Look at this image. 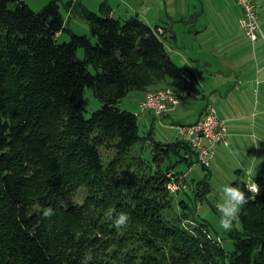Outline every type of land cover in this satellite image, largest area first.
Listing matches in <instances>:
<instances>
[{
  "label": "trees",
  "instance_id": "1",
  "mask_svg": "<svg viewBox=\"0 0 264 264\" xmlns=\"http://www.w3.org/2000/svg\"><path fill=\"white\" fill-rule=\"evenodd\" d=\"M62 5L49 0L36 12L23 0H0V264H80L89 251L91 264H114L100 256L107 251L122 264H264V176L253 178L257 193L240 176L231 183L243 186L250 199L228 255L207 238L206 224L205 233L196 229L193 235L178 217L173 224L164 217L175 198L166 188L167 173L181 162L209 170L188 143L156 144L158 169L150 175L126 181L104 169L102 146L112 143L117 154H126L142 140L136 113L120 108L131 91L170 87L204 96L195 73L170 56L160 26L152 28L138 15L116 19L105 2L95 12L70 0L65 10L87 21L92 37L78 35L65 26ZM64 32L70 41L59 44ZM80 48L84 59L77 57ZM87 89L102 104L89 118ZM171 154L179 160L163 171L158 155ZM208 177L189 183V200L207 197ZM78 183L92 195L80 207L64 208L60 197ZM187 203L179 201L184 212ZM47 206L52 217L42 215ZM120 212L130 218L117 230L113 217Z\"/></svg>",
  "mask_w": 264,
  "mask_h": 264
},
{
  "label": "crops",
  "instance_id": "2",
  "mask_svg": "<svg viewBox=\"0 0 264 264\" xmlns=\"http://www.w3.org/2000/svg\"><path fill=\"white\" fill-rule=\"evenodd\" d=\"M80 1L91 8L87 3L89 0ZM91 2L98 10L101 3L105 2L111 7V15L116 19L126 20L138 15L150 27L160 26L163 30L161 35L166 39L164 44L172 54L170 56L178 60L179 63L175 62L179 66L188 67L195 73L204 96L200 97H207L201 82H205L206 78L213 81L209 87L213 94L205 105L200 104L195 119L185 123L199 120L208 104L213 105L218 115L227 121L229 146L217 147L216 158L208 170L209 176L220 179L225 177L231 183L240 176L248 184H252L253 178L264 176V38H259L254 44L248 39L240 25L242 10L236 1ZM257 6L264 34V0H257ZM216 60H220L217 68ZM147 93L143 92L138 103ZM191 104L185 99L165 117ZM176 137L178 140V135ZM195 166L188 169L190 173H193Z\"/></svg>",
  "mask_w": 264,
  "mask_h": 264
},
{
  "label": "rangeland",
  "instance_id": "3",
  "mask_svg": "<svg viewBox=\"0 0 264 264\" xmlns=\"http://www.w3.org/2000/svg\"><path fill=\"white\" fill-rule=\"evenodd\" d=\"M23 1L36 12L42 10L44 6L49 2V0ZM67 1L69 0H62V4L64 5V3H66ZM87 3H89L91 10L95 9L93 11L98 12V7L93 6L94 4L91 2V0H89V2ZM63 5L61 6V12L64 16L65 26L67 27V29L73 31L78 35H86L92 37L90 26L87 21L79 16L71 15L65 10ZM10 8L14 9L15 5L11 4ZM159 37L163 42H165V36L160 35ZM57 40L59 44L69 42L70 35L68 34V32H64L63 34L58 36ZM167 49V51L169 52V48ZM169 54L172 55L170 52ZM77 57L79 59L85 58L84 49L80 48L78 50ZM174 61L179 63L176 59ZM219 62L220 60L215 61V68L219 67ZM201 83L204 85L206 90V99L200 96H190L188 99H186V102H192L191 105H189L188 107H181L182 110H175L173 113H171V116H167L162 119H154V115L149 111H146L141 116H139L138 123L142 140L139 141V143H137L134 147H132L128 153L117 154V150L112 143L108 144L107 146H102L100 148V152L102 156L103 167L105 170H108V174H116L118 175V177L123 178L127 181L135 177L155 173L158 169V165L153 160V155L155 154L154 148L156 144L170 145L177 142L176 136L178 135V133L175 129H172L171 126L174 124L185 125V123L193 121L197 116L196 113L199 112L200 104L205 105L210 95L213 94L212 92L210 93L211 90L209 88L210 85L213 84V81H211V79L206 78L205 82L202 81ZM155 90L159 89L152 87L149 88L148 92ZM142 95L143 92L131 91L120 103V108L122 110L133 113L138 112L140 105L138 101ZM83 105L85 107L84 115L86 118L91 117V115L95 111L102 107L100 100H98V98H96L93 92L89 89L86 90ZM188 109H190L191 111L185 112V110ZM158 156L159 161L157 163L159 164L161 162V169L163 171H165L171 163H175L179 160V158L173 154L170 155V158H164L162 155ZM113 161L115 164V169L112 170ZM172 172H174V170ZM175 172L185 173L188 185L192 181L197 183L204 180L208 174V171L202 169L198 165L194 167L193 173H190V171H188L187 165L184 162L178 164V166L175 168ZM208 182L211 186L210 193L203 201H195L191 199L189 200V198H187L186 194H193L192 188L190 186L189 191L187 192L182 191L178 194L170 192L171 194L175 195V198L173 201L172 209L166 210L164 213V217L170 224H173L172 222H175L176 218L178 217V219H181L180 226L193 235L196 229L205 233L204 231L207 228L206 226L204 227V225L202 226L201 223L206 224L210 230L207 238L209 240L217 241L223 247L225 252L228 255H231L235 250L232 234L235 230L241 232L242 224L238 220L237 222H235V227L232 230H224L220 225L221 213L216 207L218 203L222 202V187L226 184H231V182L228 181L225 177L224 179H220L219 177L211 178L210 176L208 177ZM89 195H92V193L90 190H88L87 186L78 183L77 188L73 192L67 193L60 197L59 203L64 208L76 206L80 207L86 203L87 197H89ZM181 200H186L188 202L187 212H184L185 208L179 205V201ZM51 222L52 221H50L49 223ZM75 236L76 238H79L82 235L81 233L76 232ZM100 256L106 258L107 261L105 260L104 263H107L110 260L111 262H114V264H122V260L119 257L112 259L113 253L110 251H107L104 255L100 254Z\"/></svg>",
  "mask_w": 264,
  "mask_h": 264
},
{
  "label": "built area",
  "instance_id": "4",
  "mask_svg": "<svg viewBox=\"0 0 264 264\" xmlns=\"http://www.w3.org/2000/svg\"><path fill=\"white\" fill-rule=\"evenodd\" d=\"M242 10L240 25L245 30L248 39L254 44L264 34L259 23V9L257 0H235ZM163 30L159 29V34ZM189 92L185 89L163 88L150 91L140 102L139 117L144 112H151L156 119L164 118L169 112L179 107L182 102L189 98ZM171 128L178 133L179 140L189 144L196 153L199 165L210 169L216 158L217 147L229 146L228 125L222 119L213 105L208 104L202 117L194 123L185 125H173ZM189 171V170H188ZM186 175L179 177L176 172L167 174V189L174 194L189 191ZM253 185V184H251ZM250 185V186H251ZM191 187V186H190Z\"/></svg>",
  "mask_w": 264,
  "mask_h": 264
},
{
  "label": "clouds",
  "instance_id": "5",
  "mask_svg": "<svg viewBox=\"0 0 264 264\" xmlns=\"http://www.w3.org/2000/svg\"><path fill=\"white\" fill-rule=\"evenodd\" d=\"M247 189L251 193H257L259 187L257 184L249 186ZM222 202L217 204V209L221 213L220 225L224 230H232L235 227V222L239 220L241 210L249 203L250 195L248 191L241 185L226 184L221 189ZM55 214L51 206L43 207L42 215L44 217H52ZM127 212H120L113 217V223L117 230L125 227L129 221ZM94 256L91 251L85 253L81 258L80 264H91Z\"/></svg>",
  "mask_w": 264,
  "mask_h": 264
}]
</instances>
